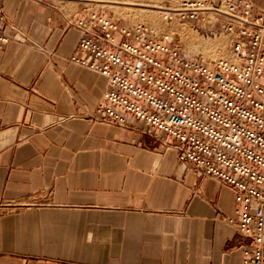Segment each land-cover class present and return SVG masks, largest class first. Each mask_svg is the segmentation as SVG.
Returning a JSON list of instances; mask_svg holds the SVG:
<instances>
[{"label": "crops", "instance_id": "1", "mask_svg": "<svg viewBox=\"0 0 264 264\" xmlns=\"http://www.w3.org/2000/svg\"><path fill=\"white\" fill-rule=\"evenodd\" d=\"M2 2L0 264H242L234 188L139 119L95 115L109 78L73 59L82 11Z\"/></svg>", "mask_w": 264, "mask_h": 264}, {"label": "built area", "instance_id": "2", "mask_svg": "<svg viewBox=\"0 0 264 264\" xmlns=\"http://www.w3.org/2000/svg\"><path fill=\"white\" fill-rule=\"evenodd\" d=\"M182 16L209 9L237 33L233 58L191 57L171 34L157 36L98 12L83 13L74 60L109 78L95 115L120 124L139 119L174 139L181 163L234 188L242 264H264V10L247 0H185ZM0 0V46L11 36ZM90 55L91 58H88Z\"/></svg>", "mask_w": 264, "mask_h": 264}, {"label": "rangeland", "instance_id": "3", "mask_svg": "<svg viewBox=\"0 0 264 264\" xmlns=\"http://www.w3.org/2000/svg\"><path fill=\"white\" fill-rule=\"evenodd\" d=\"M68 14L77 11L98 12L112 16L120 22L142 24L157 36L171 34L174 42L191 57L205 61L233 58L232 46L237 33L222 27L224 15L211 9L198 19L188 20L177 14L185 0H44ZM162 10V11H161ZM182 11V10H178ZM170 12V13H168ZM175 12V13H174Z\"/></svg>", "mask_w": 264, "mask_h": 264}, {"label": "bare ground", "instance_id": "4", "mask_svg": "<svg viewBox=\"0 0 264 264\" xmlns=\"http://www.w3.org/2000/svg\"><path fill=\"white\" fill-rule=\"evenodd\" d=\"M104 1H106V0H104ZM133 1V0H132ZM182 9V7H177V8H175L174 10H177V14L176 15H178V13L179 14H181L182 13V11H178V10H181ZM162 11V10H161ZM211 12V11H210ZM168 13H170V12H168ZM175 13V12H174Z\"/></svg>", "mask_w": 264, "mask_h": 264}]
</instances>
